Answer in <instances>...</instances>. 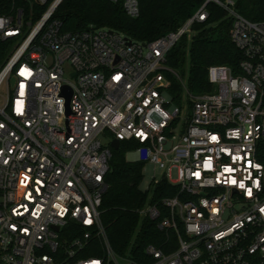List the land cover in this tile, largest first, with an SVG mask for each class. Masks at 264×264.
I'll list each match as a JSON object with an SVG mask.
<instances>
[{
	"label": "built area",
	"instance_id": "1",
	"mask_svg": "<svg viewBox=\"0 0 264 264\" xmlns=\"http://www.w3.org/2000/svg\"><path fill=\"white\" fill-rule=\"evenodd\" d=\"M60 1L0 12V264H264V20L202 0L145 42L109 27L62 30ZM120 1L136 17L139 0ZM209 2L241 57L209 66L212 89L198 95L176 73L190 98L179 106L162 94L167 55L207 21ZM113 139L134 143L127 161L162 171L137 209L161 234L142 262L113 249L100 217ZM161 179L174 192L154 198Z\"/></svg>",
	"mask_w": 264,
	"mask_h": 264
},
{
	"label": "trees",
	"instance_id": "2",
	"mask_svg": "<svg viewBox=\"0 0 264 264\" xmlns=\"http://www.w3.org/2000/svg\"><path fill=\"white\" fill-rule=\"evenodd\" d=\"M12 1L0 0V12L6 11ZM200 2L202 0H139V13L130 17L120 0H61L54 18L60 21L62 30L76 31L91 24L116 29L134 40L149 42L180 26ZM207 7V21L194 24L191 39L181 38L169 51L166 60V65L180 76L187 67L186 87L193 95L212 89L207 78L209 66L226 64L236 68L241 57L230 40V21L225 17L224 9L212 2ZM235 7L252 21L264 20V0H237ZM167 77L170 82L167 92L172 102L178 105L182 101V85L169 73ZM132 144L124 140L117 149H112L100 217L113 249L142 262L144 246L160 238L161 234L154 222L142 220L137 214L149 191L140 188L143 162L126 160L125 154ZM167 185L161 179L154 198L171 195L174 189Z\"/></svg>",
	"mask_w": 264,
	"mask_h": 264
},
{
	"label": "rangeland",
	"instance_id": "3",
	"mask_svg": "<svg viewBox=\"0 0 264 264\" xmlns=\"http://www.w3.org/2000/svg\"><path fill=\"white\" fill-rule=\"evenodd\" d=\"M233 1L236 2L237 0H233ZM92 26L94 27V25H92ZM168 73L171 76L175 77V78H177L176 75H175L176 73L180 76V73H178L177 71L172 70V69L169 68L168 70H165V72H164V75H165L166 79H168V77H167ZM180 77H182L181 78L182 81H184V82L186 81V78H187V67L185 68V71H184L183 75L180 76ZM169 83L170 82L168 80V84ZM4 93H5V89H4V87H1L0 88V94H4ZM162 94H163V96L165 98L169 99V94H168L166 89L163 90ZM0 100H1V98H0ZM189 102H190V98L188 96L182 95V101L178 105L179 106L186 105L187 107H189L190 106ZM101 139H102L103 142H110L111 141V137L109 135L102 136ZM142 174H143V179H142V182L140 184V188L146 189L148 187V185L152 182L153 177H155V179H158L160 177V175L162 174V171H160L159 169L153 170V166L150 163L146 162L145 165H144V168L142 170ZM170 177H171L172 180H176L177 176H176V170L175 169L171 170Z\"/></svg>",
	"mask_w": 264,
	"mask_h": 264
},
{
	"label": "water",
	"instance_id": "4",
	"mask_svg": "<svg viewBox=\"0 0 264 264\" xmlns=\"http://www.w3.org/2000/svg\"><path fill=\"white\" fill-rule=\"evenodd\" d=\"M70 93H71L70 89H68L67 87L63 88V94L66 97V108H67V111H69L68 100H69V97H70ZM111 146H112L113 149H117L119 147V141L117 139H113V141L111 142Z\"/></svg>",
	"mask_w": 264,
	"mask_h": 264
}]
</instances>
